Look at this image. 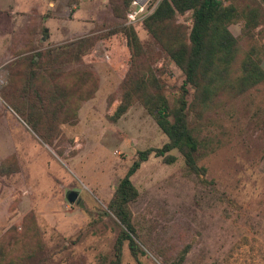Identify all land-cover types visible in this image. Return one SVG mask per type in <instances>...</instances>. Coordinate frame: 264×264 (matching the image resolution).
<instances>
[{"label":"rangeland","instance_id":"1","mask_svg":"<svg viewBox=\"0 0 264 264\" xmlns=\"http://www.w3.org/2000/svg\"><path fill=\"white\" fill-rule=\"evenodd\" d=\"M157 3L150 0L144 14ZM187 18L179 21L189 26ZM123 24L134 26L154 52V69L173 105L185 80L182 71L142 20L130 24L127 14L117 22L110 0H0V166L10 157L17 163L12 175L0 171V239L21 232L32 212L44 245L24 251L22 264H109L119 228L108 202L138 152L168 142L140 104L119 121L111 119L130 60ZM242 27L235 23L230 30L238 37ZM257 33L264 47L263 27ZM90 36L100 39L76 68L94 71L99 89L81 106L76 124L63 127L53 149L5 99L9 70L32 45L59 46ZM202 137L215 149L202 161L213 184L185 177L177 151L174 164L153 154L132 177L140 193L132 205L134 224L147 251L139 261L161 264L164 256L190 246L184 264H264V83L205 121ZM71 192L79 204L69 203ZM122 264H139L127 244Z\"/></svg>","mask_w":264,"mask_h":264},{"label":"trees","instance_id":"2","mask_svg":"<svg viewBox=\"0 0 264 264\" xmlns=\"http://www.w3.org/2000/svg\"><path fill=\"white\" fill-rule=\"evenodd\" d=\"M133 1L110 0L117 22L127 19ZM157 1L142 20L143 28L182 71L185 80L172 105L167 85L154 69V52L144 47L134 26L122 25L130 60L120 87V104L111 119L119 121L140 104L155 119L168 142L162 148L139 151L108 202V211L119 228L114 258L109 264H122L126 244L139 264H143L140 256L147 255L132 212L140 196L132 177L142 164L154 154L172 165L177 161L172 152L177 151L184 159L185 177L195 178L202 185L213 184L207 180L208 169L202 164L215 151L202 137L205 121L264 83V47L257 37V29H264V0ZM186 15V20L191 21L189 26L179 21V16ZM235 23L243 25L238 37L230 30ZM99 39L90 36L59 46L32 45L28 55L9 70L5 99L53 149L63 138V127L76 124L81 106L99 89L100 79L94 71L76 68ZM191 116L195 123L190 122ZM16 167V159L10 157L1 164L0 171L9 176ZM20 231L15 229L0 239V264H22L24 251L44 248L34 213L25 217ZM189 252L190 246H186L173 257L164 256L161 264H184Z\"/></svg>","mask_w":264,"mask_h":264},{"label":"built area","instance_id":"3","mask_svg":"<svg viewBox=\"0 0 264 264\" xmlns=\"http://www.w3.org/2000/svg\"><path fill=\"white\" fill-rule=\"evenodd\" d=\"M150 0H134L133 1V10L128 13V19L130 24L140 22L144 19L145 16L149 15L151 12L144 14L146 12V5ZM191 21L188 22L190 25Z\"/></svg>","mask_w":264,"mask_h":264},{"label":"water","instance_id":"4","mask_svg":"<svg viewBox=\"0 0 264 264\" xmlns=\"http://www.w3.org/2000/svg\"><path fill=\"white\" fill-rule=\"evenodd\" d=\"M217 1L222 2L223 0H217ZM68 201L71 204H74L76 201H77L76 202L77 204L80 203V200H77V193H75V192H71L68 194Z\"/></svg>","mask_w":264,"mask_h":264}]
</instances>
